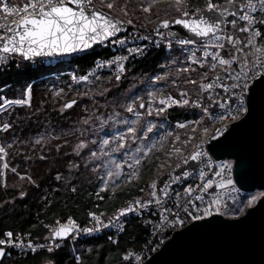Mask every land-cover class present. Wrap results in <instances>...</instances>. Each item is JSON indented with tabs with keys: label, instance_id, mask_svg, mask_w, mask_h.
<instances>
[{
	"label": "built area",
	"instance_id": "obj_1",
	"mask_svg": "<svg viewBox=\"0 0 264 264\" xmlns=\"http://www.w3.org/2000/svg\"><path fill=\"white\" fill-rule=\"evenodd\" d=\"M67 1L32 0V3L25 5V7L22 6L23 4L18 3L17 6L5 4L6 10L7 8L14 9L11 15L15 18V21L4 22L1 26L0 45L9 32L24 20L40 15L49 6L64 4ZM80 1L87 2L85 6L88 10L91 8L98 9V7L105 8V10H99L107 14L110 13L111 15H109L112 18L113 16L119 17L117 19L127 25L122 35L107 41L99 47L107 50L108 56L97 59L83 75V79L90 80V78L103 73L122 76L125 74V68L128 65L134 61L144 59L152 50L163 49L165 54L177 53L178 50L190 53L196 60H181L175 64L191 62L189 65L186 63L188 67L179 66L178 70L184 69L188 72L192 68L195 73L203 76L204 80L198 84L200 95L193 97L192 87V91L183 90L184 93L177 97L168 93L167 96L152 97V90L149 89L140 101L145 112L140 114L139 117L145 115L146 122L151 123L152 116L155 117L156 115V118L162 116L166 121H164V124L161 122L160 125L183 129V125H180L179 121L168 124L166 116L174 109L188 113V108L192 113L196 112L195 120L197 123L207 122L213 130L208 132V135L202 138L196 147L183 156L181 163L172 161L167 166L161 167L162 172H159L151 182H148V190H145L144 185L141 183L144 176L150 172V168L145 169L146 164L139 161L131 162L130 168L125 169V174L131 172L135 176L136 183L131 186H124V188L122 187L117 191H107L113 196L123 189L138 188V195L129 198L114 216L104 218L103 214H90L83 224H77L72 220L66 222L56 221L55 227L52 228L53 232L67 229L71 232L67 238L54 240L49 237L45 243L36 246L28 237H19L14 238L15 240L18 239L17 241L9 239L7 242H3L0 248L4 251L14 250L15 247L34 251L40 248H56L65 241L72 244L73 242L99 237L115 240L117 236L123 233L128 219L145 214L152 219L144 222L149 229L147 244L139 252L129 251L122 256L123 261L131 264H144L170 238L173 232L183 229L198 219L216 215L212 202L215 201L218 205L220 203L224 205L229 203L232 198H240L245 195L236 187L233 180L235 160H216L209 155L206 146L212 140L219 138L230 124L245 116L249 87L256 79L264 75V43L259 42V25L256 22L257 16H263V11H259V5L264 4V0H229L221 6L207 1L204 8L206 6H210V8L205 11H215L226 4H236L239 10L237 17H231L223 22L224 29L219 35L203 43L170 37L165 27L166 21L157 29H138L128 19L112 13L101 0ZM194 11L198 10H191L190 15L180 17H194L197 13ZM261 24L263 25L264 22H261ZM228 29H231L232 32L228 33ZM2 57H5L7 63L11 62L7 61V58L11 57L0 52V65ZM65 58L67 57L51 58L43 61L51 65ZM12 59L18 60L14 57ZM149 80L148 86H151ZM157 85L156 88L165 86L163 84ZM152 89H155V87H152ZM196 149H200V164L194 171L186 170L184 165ZM139 167L145 170L142 177L137 174V172H140ZM209 177L215 180L217 186L213 187L212 184H208L210 182ZM105 190L103 188L101 192ZM217 207L220 208V206ZM166 232L168 238L165 236Z\"/></svg>",
	"mask_w": 264,
	"mask_h": 264
},
{
	"label": "trees",
	"instance_id": "obj_2",
	"mask_svg": "<svg viewBox=\"0 0 264 264\" xmlns=\"http://www.w3.org/2000/svg\"><path fill=\"white\" fill-rule=\"evenodd\" d=\"M111 1L116 7L113 8L129 14V20L140 29L150 20L142 18L141 5L137 0ZM185 1L191 10H198L203 9L207 1L221 6L229 0ZM258 32L259 42L264 43V24L258 26ZM106 51L96 48L51 65H44L40 62L45 60L42 59L10 63L8 67L0 69V88H5L0 96L7 100L21 99L29 85L31 90L28 107L9 108L0 114L1 126L6 124L8 127L1 134V146L5 148L6 143L12 146L5 148L8 168L4 176L5 185L1 182L0 174V247L10 238L14 240L19 237H28L36 246L41 245L58 231L52 230L56 221L72 220L83 224L90 214H103L104 218H108L120 211L129 198L138 195V188L123 189L113 196L107 190L99 191L96 176L84 164L77 165V158L70 154L71 146L78 141L75 134L67 135L65 131L74 121L72 114H80L82 123L86 119L83 110L88 114L87 111L96 106L94 100H100L94 92L106 88L108 79L112 78L103 74L93 79L94 82L87 87L74 85L71 75L76 78L85 75L95 60L108 56ZM165 57L167 55L163 49L152 50L144 59L128 65L124 75L142 78L156 73L158 65L165 62ZM172 73L173 78H179L176 72ZM51 75L57 78H45ZM180 80L185 82L182 77ZM127 81H124L122 88H118L121 92L129 86ZM53 89H61L66 103L74 101V105L59 113L57 108L61 99L53 97ZM117 93L119 91L110 95L114 97ZM82 116L84 119L81 120ZM166 117L172 123L196 119L194 113L189 116L177 109L170 111ZM70 129L68 132H76V129ZM14 168L16 174L24 175L23 179L10 172ZM144 215L128 219L123 233L115 240L99 237L72 244L65 241L56 248L34 251L15 247L14 250H3L0 264H131L123 261L122 256L129 251H141L149 239V229L144 222L152 219ZM165 236L168 238L167 232Z\"/></svg>",
	"mask_w": 264,
	"mask_h": 264
},
{
	"label": "water",
	"instance_id": "obj_3",
	"mask_svg": "<svg viewBox=\"0 0 264 264\" xmlns=\"http://www.w3.org/2000/svg\"><path fill=\"white\" fill-rule=\"evenodd\" d=\"M86 3L68 0L24 20L3 39L0 52L23 62L70 57L99 48L125 32L126 24L97 8L88 10ZM238 10V5L226 4L194 17H176L165 27L172 38L203 43L219 35L223 22L237 17ZM25 98L11 103L24 105L30 99L29 91ZM73 105L67 102L63 108L68 110ZM206 150L216 160H235L233 179L240 190L264 192V75L249 87L246 115L207 144ZM0 152L4 153L1 145ZM199 152L196 149L190 155L186 170L194 171L199 166ZM70 233L58 230L51 238L65 239ZM3 255L0 250V260ZM144 264H264V194L240 217L216 214L173 232Z\"/></svg>",
	"mask_w": 264,
	"mask_h": 264
},
{
	"label": "rangeland",
	"instance_id": "obj_4",
	"mask_svg": "<svg viewBox=\"0 0 264 264\" xmlns=\"http://www.w3.org/2000/svg\"><path fill=\"white\" fill-rule=\"evenodd\" d=\"M101 1L111 10L112 13H116L127 19L130 18L129 14L123 10L117 11L115 9L116 7L113 5V1ZM137 1L141 5L139 7L142 10V18H150L148 23H146V26L142 27V29H157L165 21L167 23L168 20H172L180 16H188L191 14V9L187 6L185 0ZM17 3L23 4L22 6L25 7V5L31 4L32 0H0V28L4 22L15 21V18L11 15L14 9L7 8L6 10L5 4L16 5ZM207 8H210V6H206L202 10L198 9V11H194L197 12L195 15L201 11H205ZM98 9L105 10V8L101 7H98ZM259 11H263V17L259 18L257 16L256 22L257 25H262L261 22H264V4L259 5ZM113 18L117 19L119 17L113 16ZM118 22L120 21L118 20ZM122 24L125 23L123 22ZM133 24L139 28L136 23ZM230 30L231 29H228L227 32H232ZM166 55L167 57L164 59L165 62L158 65L159 68L157 72L151 73L149 76L144 75L142 78H132L131 76L128 77L127 75L117 76L111 75L109 73H103L112 76V78L108 79L107 82L109 85L106 88H104L102 91L94 92V94L98 95V98L100 99L99 101L94 100L96 106L87 111L89 115L85 110H83V115H86V119H84L82 116L81 120L84 119L82 123H80V114H72L74 121L65 131L67 135L75 134V138L78 141L77 144L71 146L70 154L74 158H77V165L79 163L84 164L88 167L89 172L96 176L97 181L99 182V191H101L103 188L106 190L117 191L122 187L124 188V186H131L132 184H135V176L131 174V172H129L127 175L125 174V169L130 168L129 165L134 161H139L142 164H146L144 167L145 169L150 168V172L145 176V170L141 167H139L141 174L140 172H137L139 176H144L141 184L144 185L145 190H148V182H151L154 176H156L159 172H162L160 169L161 167L167 166V164L171 163L172 161L181 163L183 156L192 150V148L196 147L198 142L208 135V132L213 130L211 125H208L207 122L197 123L196 120L179 121L178 123L183 125V129H179L176 127L169 128L166 125L162 126L164 121H166L162 116L157 118L156 115L155 117L152 116L151 123L146 122L145 115L139 117L140 114L145 112L144 108L140 109V101L145 97L149 89L152 90V97L167 96L168 94L177 97L184 93L183 90H187V88L192 87L193 97L200 95L198 84L204 80L203 76L199 73H195L192 68H190L191 70L188 72L183 70L186 73H180L178 67H188L187 65L191 64V62H179L178 64H175L177 61H179L180 57L176 56V53L174 52H170ZM12 58L13 57L7 58V61H11L10 63L14 64H20L21 61L19 59L16 60ZM40 62L44 63V65H48V63L45 61ZM5 63H7L5 61V57H2L0 69L8 67L10 64ZM127 67L125 68V72ZM172 72H176L177 77L179 78H173ZM103 74L99 76H102ZM99 76L90 78V80L83 79V76L76 78L71 75V78L74 85H84L88 87V85L94 82V80ZM50 77L57 78L56 75H51L45 78ZM180 77H182V80L185 81L184 83L180 80ZM149 79H152L153 82L150 83L151 80ZM126 80H128L127 84H129V86L124 88L121 92L118 88H122V84L124 85V81ZM148 80L151 86H148ZM117 81L118 83H116ZM157 84H163L165 86H159L156 88L158 86ZM152 87H155V89H152ZM4 89L5 88H0V93ZM28 91L30 93V99L22 106H15L14 104L7 106L8 102H14V100H7L3 96H0V114L9 108L28 107L31 101L30 85L25 89V93L23 92V98L15 99V101H25V96H27ZM115 91H119V93H117L114 97L111 96L110 94H113ZM52 92L54 98L61 99L60 105L57 109L59 113H63V107L66 103V99L64 95L61 94V89H53ZM187 95L189 98L191 97L189 94ZM82 105L84 107V104ZM187 111L188 115L192 116V111L188 108ZM193 113L196 114V112ZM161 122L162 124L160 125ZM167 123L172 124L171 121H168ZM7 128L8 127L6 124L4 126H1L0 124V141L2 140L1 134ZM70 128H72V130L76 129V132H68V130H71ZM64 144H67V142ZM11 147V144L6 143L5 148ZM5 148L2 147L4 151L3 154L0 152V174L3 185H5V171L8 169L6 164L7 151ZM3 158L5 159V165H3ZM77 165L73 166L76 167ZM10 172L13 174L15 173V175L20 180L24 178V175L16 174V168H14L12 171L10 170ZM243 193L245 194L243 197L232 198L230 199L229 203L224 205L223 203L218 205L217 202H212V207L215 214L219 213L221 216L231 219L240 217L248 208L255 206L258 200L264 194L262 191ZM217 206H220V208ZM10 240L12 239L10 238Z\"/></svg>",
	"mask_w": 264,
	"mask_h": 264
},
{
	"label": "bare ground",
	"instance_id": "obj_5",
	"mask_svg": "<svg viewBox=\"0 0 264 264\" xmlns=\"http://www.w3.org/2000/svg\"><path fill=\"white\" fill-rule=\"evenodd\" d=\"M87 53H88V52H87ZM177 56L180 57L179 61H181V60H185V61H186V60H187V61H194V60H196L195 57H194L192 54L187 53V52H183V51H181V50H178V51H177ZM183 70H184V69L179 70L180 73H186V72H184L185 70H184V71H183ZM151 82H153V81L151 80L150 83H151ZM187 90H188V91H192L191 88H187ZM248 91H249V90H248ZM247 95H248V94H247ZM17 103H18V102H17ZM10 104L12 105L13 103L8 102V103H7V106L10 105ZM246 113H247V112H246ZM245 115H246V114H245ZM240 120H241V119H240ZM236 122H237V121H236ZM230 125H231V124H230ZM229 127H230V126H229ZM229 127L227 128V130L229 129ZM227 130H226V131H227ZM226 131H225V132H226ZM225 132H224V133H225ZM224 133H223V134H224ZM223 134H222V135H223ZM222 135H221V136H222ZM230 159H232V158H230ZM232 160H233V159H232ZM208 179L210 180V182H209L208 184H212L213 187L217 186V183L215 182V180H214L213 178L209 177ZM233 180H234V179H233ZM234 183H235V182H234ZM144 216H145V215H144ZM141 217H142V216H141ZM148 217H150V216H148ZM147 220H148V219H147Z\"/></svg>",
	"mask_w": 264,
	"mask_h": 264
},
{
	"label": "crops",
	"instance_id": "obj_6",
	"mask_svg": "<svg viewBox=\"0 0 264 264\" xmlns=\"http://www.w3.org/2000/svg\"><path fill=\"white\" fill-rule=\"evenodd\" d=\"M127 19V18H126ZM129 20V19H128ZM130 21V20H129ZM131 22V21H130ZM132 23V22H131ZM133 24V23H132ZM134 25V24H133ZM135 26V25H134ZM136 27V26H135ZM137 28V27H136ZM138 29H140V28H138ZM11 105V104H10Z\"/></svg>",
	"mask_w": 264,
	"mask_h": 264
},
{
	"label": "clouds",
	"instance_id": "obj_7",
	"mask_svg": "<svg viewBox=\"0 0 264 264\" xmlns=\"http://www.w3.org/2000/svg\"><path fill=\"white\" fill-rule=\"evenodd\" d=\"M169 21V20H168ZM15 58V57H14ZM55 58H58V57H55ZM61 58H63V57H61ZM18 59V58H17ZM20 60V59H19ZM21 61V60H20Z\"/></svg>",
	"mask_w": 264,
	"mask_h": 264
},
{
	"label": "flooded vegetation",
	"instance_id": "obj_8",
	"mask_svg": "<svg viewBox=\"0 0 264 264\" xmlns=\"http://www.w3.org/2000/svg\"><path fill=\"white\" fill-rule=\"evenodd\" d=\"M74 102V101H73Z\"/></svg>",
	"mask_w": 264,
	"mask_h": 264
}]
</instances>
